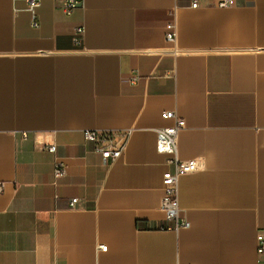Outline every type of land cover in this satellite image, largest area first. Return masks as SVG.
I'll use <instances>...</instances> for the list:
<instances>
[{
	"label": "crops",
	"instance_id": "0c3cea01",
	"mask_svg": "<svg viewBox=\"0 0 264 264\" xmlns=\"http://www.w3.org/2000/svg\"><path fill=\"white\" fill-rule=\"evenodd\" d=\"M38 1L0 0V264H264V0ZM164 112L201 165L172 221ZM86 130L129 132L125 153Z\"/></svg>",
	"mask_w": 264,
	"mask_h": 264
},
{
	"label": "built area",
	"instance_id": "2783aa9c",
	"mask_svg": "<svg viewBox=\"0 0 264 264\" xmlns=\"http://www.w3.org/2000/svg\"><path fill=\"white\" fill-rule=\"evenodd\" d=\"M203 0H192L191 7L194 9L205 7H218V8H228L234 4V0H216L214 3L205 0V4L202 3ZM29 10L35 12L37 8L40 7V1L29 0ZM78 0H66L65 11L67 14H72L74 10L78 7ZM34 26H39L36 18L34 16ZM84 33V29L79 28L76 30V36H81ZM166 41L168 43H174L177 39L176 25L174 22L167 24L166 26ZM138 80L137 76H133L132 82ZM163 118L167 120H173L175 124L172 127L162 128L158 130L157 138V152L161 155L168 157V164L171 169H169L163 177L165 196L163 199L162 207L166 212L167 219L177 220L179 216V180L182 176L194 173L200 169V162L196 159L194 160H181L178 152V136L179 132L185 128V121L178 118L174 112H164ZM24 137H27L26 134ZM84 137L87 142L93 144L96 153L100 154L104 162L116 161L126 151L129 143L130 133L122 132L117 134L111 131H94L86 130L84 131ZM52 153L56 151V146L52 145L48 148ZM54 175L56 178H62L65 175V165L63 162H57L54 170ZM1 191V189H0ZM78 203V199H73L70 202V207L75 208ZM183 227L188 228L190 224L184 222ZM102 250L106 247L101 246ZM257 254L259 256H264V232H260L257 236Z\"/></svg>",
	"mask_w": 264,
	"mask_h": 264
}]
</instances>
